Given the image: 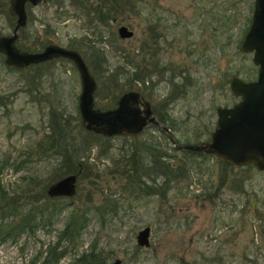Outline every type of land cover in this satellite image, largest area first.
<instances>
[{
	"label": "rangeland",
	"instance_id": "rangeland-1",
	"mask_svg": "<svg viewBox=\"0 0 264 264\" xmlns=\"http://www.w3.org/2000/svg\"><path fill=\"white\" fill-rule=\"evenodd\" d=\"M8 5L0 0V35L11 33L15 23ZM253 6L254 0L26 4L27 23L19 29L18 47L74 45L97 79L96 107H113L122 92L135 89L157 118L166 112L160 123L174 140L156 123L136 135L89 134L88 156L66 160L63 169L53 170L47 158L38 160V144L52 129L51 110L64 116L63 127L78 144L87 133L78 110V69L65 57L23 70L2 64L0 93L12 94V102L0 108V165L9 156L0 169V190L18 205L45 203L47 213L37 216L31 229L21 228L0 241V264H51L52 248L61 252L52 264H85L78 258L91 251L101 259L97 264L116 258L120 264H264V169L234 166L177 145L209 139L216 107L238 100L229 88L232 76L256 78L252 52L240 48ZM120 25L132 36L120 37ZM151 144L169 153L163 160L182 164L186 171L173 178L158 175V192L145 193L126 178V167L140 169L124 155L139 149L146 166L153 159L147 154ZM23 158L29 161L20 163ZM75 172L72 196L47 194L51 182ZM141 179L152 183L148 175ZM73 212L75 221L85 218L76 230L70 223ZM17 217L0 212V223L12 225ZM146 225L148 246L136 240Z\"/></svg>",
	"mask_w": 264,
	"mask_h": 264
},
{
	"label": "water",
	"instance_id": "water-1",
	"mask_svg": "<svg viewBox=\"0 0 264 264\" xmlns=\"http://www.w3.org/2000/svg\"><path fill=\"white\" fill-rule=\"evenodd\" d=\"M41 1L50 0H8V12L15 16V23L11 33L0 35L3 63L7 67L23 70L56 57L68 58L79 72L81 90L78 110L86 130L105 137L136 135L149 124L156 123L174 140L170 130L154 114L150 102L135 89L122 92L113 107H96L94 93L98 82L78 49L56 43H48L41 50H26L16 45L19 29L27 23L26 4L36 5ZM118 34L130 37L133 32L126 25H120ZM240 48L252 52V61L258 66L256 78L245 80L232 76L229 88L238 100L230 106L216 107V122L209 139L177 145L183 149L203 151L234 166L253 164L258 169H264V0H254L251 20L242 36ZM78 172L68 173L51 182L46 189L47 194L52 197L72 196L76 191ZM149 234L148 225L141 228L136 235L137 243L148 246ZM106 264H120V259Z\"/></svg>",
	"mask_w": 264,
	"mask_h": 264
},
{
	"label": "trees",
	"instance_id": "trees-1",
	"mask_svg": "<svg viewBox=\"0 0 264 264\" xmlns=\"http://www.w3.org/2000/svg\"><path fill=\"white\" fill-rule=\"evenodd\" d=\"M1 57L2 55L0 54V66L3 67L2 64L4 63ZM33 66H36V65H31L30 67H33ZM6 68L10 70H18L16 68H11L7 66ZM11 95L12 94L0 93V108L2 106H8V104L12 102ZM163 105L164 104H162L161 106L163 107ZM164 113L166 114V112ZM165 114L159 115L158 119L164 122V120L167 119ZM51 118L53 119L52 129L44 135V138L38 144V146L41 147V151H40L41 155L38 158V160L47 158L49 160V163L54 165L53 170L58 169V168L63 169L64 162L66 160L68 161H70L71 159L74 160V159L80 158L81 156L87 157L88 154H84V151L90 149V146L88 145L89 134H92L94 136H101V134L99 133L86 130L87 133L84 135V138L78 144V140L76 137L67 135L68 131L66 130L65 126L63 127V124H64L63 115H61L56 110H51ZM147 148H148L147 154H149L150 157H153V159L150 160V162H148L146 166L145 164H143V156L141 155V153H138L139 149L138 150L133 149L132 151L129 152L128 155L127 154L124 155L128 157L129 162H132L134 159V162H133L134 166L135 164H138V167L141 172L136 167H133V166L126 167L125 169H123V171L126 173V178L129 179L128 181H130L131 183L135 181L137 184H139V187L143 189L145 193L155 192V191L158 192L157 188H159V186L155 188V185L157 184L155 181V178L158 175L168 176L170 174L171 177L173 178V177L182 176L185 173L186 169L182 164L172 166L169 164V161H165L162 159L163 156H166V155L169 156V153L163 152V150H161L159 145L151 144V145H148ZM192 151L202 153L201 151H197V150H192ZM29 154L30 152L27 153L26 155L27 158L29 157ZM25 158H23L20 161V163H22L23 161L24 162L29 161L28 159H25ZM8 159H9V156H7L4 162L1 163L0 169L6 163L5 161H7ZM126 164L128 165L127 160H126ZM141 173H143V175H148L149 177H151L152 183L145 184V182H143L141 179L143 178V175ZM17 203L18 202L11 200L9 196L5 194L4 191L0 190V212L5 213L7 211H11L12 213L18 215L16 222L12 225H9V223H0V241L5 239L6 236L8 235H13L15 232L17 233L18 230L21 228L28 227L29 229H31L33 227L32 222L36 219V217L43 216L47 213V207L45 203H42L39 205H36L34 203L18 205ZM100 208L101 206H98L96 207V210H99ZM52 213L54 212L52 211ZM75 216H76V212H73L71 214L72 222L70 223L76 224L75 227L72 228L76 230V228L79 229L80 226L84 225L85 218L82 222L81 220L75 221L74 219ZM70 223H68V226L70 225ZM59 253L61 252H58V250H55V248L50 249L48 251V255H50L52 258L49 261V263L52 264L53 262L58 261V259L60 258ZM80 261L85 264H97L99 261H101V259L100 257H98L95 253L91 251L88 254L87 253L82 254L78 258V262ZM47 262H48L47 260H44L43 264H48Z\"/></svg>",
	"mask_w": 264,
	"mask_h": 264
},
{
	"label": "flooded vegetation",
	"instance_id": "flooded-vegetation-1",
	"mask_svg": "<svg viewBox=\"0 0 264 264\" xmlns=\"http://www.w3.org/2000/svg\"><path fill=\"white\" fill-rule=\"evenodd\" d=\"M27 4H29V3H27ZM21 29V28H20ZM72 47V46H71ZM72 48H74V47H72ZM77 49V48H76Z\"/></svg>",
	"mask_w": 264,
	"mask_h": 264
},
{
	"label": "bare ground",
	"instance_id": "bare-ground-1",
	"mask_svg": "<svg viewBox=\"0 0 264 264\" xmlns=\"http://www.w3.org/2000/svg\"><path fill=\"white\" fill-rule=\"evenodd\" d=\"M97 80V79H96Z\"/></svg>",
	"mask_w": 264,
	"mask_h": 264
}]
</instances>
